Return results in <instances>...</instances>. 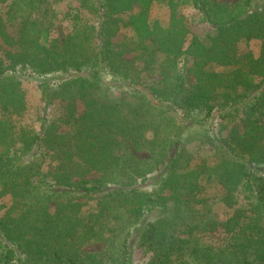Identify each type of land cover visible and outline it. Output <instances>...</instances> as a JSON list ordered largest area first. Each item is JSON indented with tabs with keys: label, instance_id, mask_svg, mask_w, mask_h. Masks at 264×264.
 Segmentation results:
<instances>
[{
	"label": "trees",
	"instance_id": "1",
	"mask_svg": "<svg viewBox=\"0 0 264 264\" xmlns=\"http://www.w3.org/2000/svg\"><path fill=\"white\" fill-rule=\"evenodd\" d=\"M59 1L0 0V34L19 24L22 40L8 65L0 59V198L11 200L0 217V264H121L124 251L126 264H264V0L249 11L254 0H78V21L60 42L48 39ZM124 3L139 12L126 14ZM155 3L170 11L167 23L149 17ZM182 7L212 27L203 50L184 47ZM256 39L258 57L238 54ZM29 66L71 73L56 94L88 112L87 122L69 117L57 146L48 141L55 123L35 128L16 107L25 96L16 68ZM199 102L205 117L231 108L218 136L205 132L206 151L183 143L177 115ZM152 178L158 184L144 187ZM215 186L232 210L225 219L212 213ZM83 199L106 213L94 218ZM50 206L57 222L41 236ZM73 216L80 224L67 233ZM218 226L243 263L209 242ZM94 243L101 248L84 250Z\"/></svg>",
	"mask_w": 264,
	"mask_h": 264
},
{
	"label": "rangeland",
	"instance_id": "2",
	"mask_svg": "<svg viewBox=\"0 0 264 264\" xmlns=\"http://www.w3.org/2000/svg\"><path fill=\"white\" fill-rule=\"evenodd\" d=\"M220 2L234 3L236 0H217ZM263 0H254L247 10H253L259 8ZM78 6V0H60L54 4V11L57 16L54 20V26L50 29L48 39H58L60 42L66 37L69 31L72 29L73 25L78 21V15L71 11V8ZM123 10L126 14H135L139 12V8L132 3H124ZM180 14L186 19L188 24L189 32L186 36L184 47L194 46L201 50L204 49L203 36L212 29L211 25L207 22H201L198 19V12L190 7H182L180 9ZM170 11L161 5L153 4L149 12V17L151 19H158L162 23H167L169 20ZM21 26L16 24L9 25L4 33L0 34V59L3 61L4 65H8L7 53H17L20 48L21 38H20ZM123 31L117 33L114 41H118L123 36ZM43 39V38H42ZM43 41V40H42ZM44 43V41H43ZM261 42L259 40L243 41L239 43L237 52L238 54L251 53L254 57H258L260 53ZM219 67L229 66V61L226 57H220L216 63ZM183 72L193 82V76L190 73L192 67V60L187 59L183 64ZM16 76H18L22 81V88L25 92L24 100L17 104L16 107L24 112L25 120L27 122L33 123L35 128H38L42 122H46V125L55 123L57 126L55 135L48 136V141L52 146L58 145V137L56 133H62L67 128L65 122L69 117H76L81 119L83 122L88 120V112L85 109L81 101H76L71 107L66 106V101L60 95L56 94V88L63 81L68 80L71 77V73H53L40 75L37 72L36 66H29L25 69L19 67L16 68ZM10 72L7 74L9 75ZM76 75V74H74ZM117 86L116 84H114ZM47 87V88H45ZM118 87V86H117ZM264 89V84L262 85ZM115 95L120 91L119 88H112ZM112 92V93H113ZM113 93V95H114ZM230 106L223 107L222 109L215 110L210 117H205V107L202 102H199L197 107L194 109L193 113L189 117L182 118V113L177 112L178 117H181L183 122L182 129V140L183 143L188 148L198 149L206 151V136L205 132L209 133H220L221 125L224 123L223 117L227 112L230 111ZM91 130V127H89ZM229 133L228 129L221 131V134ZM137 156L142 157L144 154H138ZM158 184L155 179H150L148 182L143 184L144 187H154ZM220 188V187H219ZM210 195L215 196V204L212 206V213L218 216V219H225L232 214V210L227 209L221 202H219V197L221 191L214 187L209 191ZM88 203L87 209L93 214L94 218H98L106 213L105 209L99 205H96L97 200L86 201ZM212 200H210L211 202ZM11 200L8 196L0 198V205L4 206V209L0 210V217L6 212L7 208L10 206ZM54 206H50L49 212L51 216L44 219L38 227V233L41 236H45L49 230L56 224L57 218L54 215ZM80 224V220L77 216L71 217L66 224V231L70 233ZM208 240L211 244L219 248H228L233 250L236 254V259L243 263L244 256L234 250L228 241L227 235L225 234L223 228L218 226L215 231L208 234ZM101 248V244L94 243L87 246L85 251H97ZM127 251L122 254V263L126 264L127 261ZM144 257L140 252H136L133 256V261L135 263L141 262Z\"/></svg>",
	"mask_w": 264,
	"mask_h": 264
}]
</instances>
